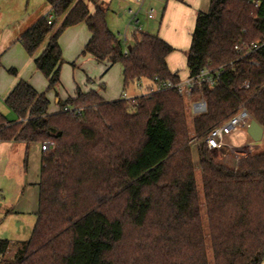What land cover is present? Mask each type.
I'll return each instance as SVG.
<instances>
[{"label":"trees","instance_id":"1","mask_svg":"<svg viewBox=\"0 0 264 264\" xmlns=\"http://www.w3.org/2000/svg\"><path fill=\"white\" fill-rule=\"evenodd\" d=\"M46 1L52 25L39 19L20 42L34 56L48 38L34 60L48 91L61 83L59 38L81 23L92 35L84 54L121 65L124 93L141 82L146 92L180 82L167 65L173 48L139 31L126 45L110 29L104 3L91 9L87 0ZM262 41L264 2L211 0L209 11L198 15L187 56L190 76L205 69L222 74L216 87L194 89L207 109L195 115L192 128L177 90L110 102L97 91L78 90L50 114L46 93L20 81L6 99L19 121L0 114V140L52 148L42 157L36 224L9 264H211L207 235L213 264H262L264 152L231 167L205 145L197 148L207 234L190 144L241 108L264 128V45L247 55L235 49ZM7 249L0 241V254Z\"/></svg>","mask_w":264,"mask_h":264},{"label":"crops","instance_id":"2","mask_svg":"<svg viewBox=\"0 0 264 264\" xmlns=\"http://www.w3.org/2000/svg\"><path fill=\"white\" fill-rule=\"evenodd\" d=\"M90 1L87 0L91 9L99 2L108 6L109 11L115 10L119 18L126 14L129 16V24L135 27L125 34L123 41L126 45L132 41L135 31L156 35L167 42L173 48L167 58L169 70L177 74L181 81L190 77L187 56L196 20L200 13L209 11L211 0H142L140 5L136 0ZM49 14H53V10L46 0H0V114L8 121H19L7 106L6 99L22 80L39 93H46L50 101V114L60 111V101L76 98L78 90L83 93L97 91L109 102L121 99L124 95L122 66L100 63L91 55L84 54L92 38L85 23L68 28L60 36L59 45L63 57L61 83L55 89L47 90L48 80L36 68L34 60L45 50L48 38L34 56H29L20 37L39 19ZM62 20L57 23V28ZM10 70H15L16 74H11ZM92 71L94 73L90 77ZM131 89L130 94L127 92L131 98L142 93L137 86ZM243 134L247 136L246 131L240 132L239 136ZM43 154L39 143L0 140V241L8 242L7 251L0 254V264H9L14 260L19 248L31 237L36 222H32V219L31 222L27 221L29 224L25 226L29 231L23 228V233L19 223L25 222L29 216H33V219L36 217L37 221ZM26 157L28 161L25 166Z\"/></svg>","mask_w":264,"mask_h":264},{"label":"built area","instance_id":"3","mask_svg":"<svg viewBox=\"0 0 264 264\" xmlns=\"http://www.w3.org/2000/svg\"><path fill=\"white\" fill-rule=\"evenodd\" d=\"M249 2L253 3L255 7H259L264 0H248ZM137 4H141L142 0H136ZM134 17V13L130 12ZM150 17H153L150 15ZM47 22L49 25H52L55 17L53 14H49L46 16ZM264 45V41L261 43L253 44L252 46H246L240 48L236 46L235 49L244 55L251 54L257 50H259ZM222 71L217 70H202L197 76L189 77L185 81H181L178 83H174L171 81H167L162 83L161 85L155 87L149 92H146L143 86V83H139L137 85L138 89L142 92L141 95H150L154 93L163 92L166 90H177L179 94L185 98H193L194 96V89L196 87H201L207 85L211 88L216 87L221 78ZM123 98L127 100H132L134 98L129 97L126 93H124ZM192 108L194 109L195 114H201L206 111L207 105L203 98L198 97V100L193 103ZM65 111H70L72 113H80L81 109H74V108H65ZM252 118L248 111L244 108H241L235 116L230 118L229 120L225 121L218 127L214 128L211 132H209L205 137H203L200 141L196 138L191 140V145L195 144L197 147L201 145H205L206 148L211 152H218L222 156H226L230 152H232V146L227 142V138L229 136H233L239 134L240 132L246 131ZM52 148L50 143H46L42 146L43 151H49ZM240 159V157H239ZM238 159V160H239Z\"/></svg>","mask_w":264,"mask_h":264},{"label":"rangeland","instance_id":"4","mask_svg":"<svg viewBox=\"0 0 264 264\" xmlns=\"http://www.w3.org/2000/svg\"><path fill=\"white\" fill-rule=\"evenodd\" d=\"M97 4H99V2H97ZM101 5V4H99ZM208 12V11H207ZM107 23L110 27V29L118 35V37L122 40H124V36L125 34L128 33V31H132L134 29V25L133 24H129V16L126 14L123 18H119L118 14L115 12V10H110L108 11V15H107ZM120 67V66H118ZM90 69H85V71H88ZM94 71H92V73H89V76H93ZM132 91V89L128 90V93L130 94ZM122 95V93L120 94ZM198 97L200 96H195L193 98H185V103H186V107H187V115H188V121H189V125L192 128L193 127V119L195 117V114L193 112L192 106L193 103L195 101L198 100ZM234 136V135H233ZM229 136L227 138V142L229 144H231L232 146V152H230L229 154H227L226 156H222L220 153L215 152V156L216 158L223 162L224 164H227L228 166L233 167L239 157H245V156H250L251 154H255V153H262L264 152V138L261 142L259 143H254L249 137L248 135L246 136L245 134H243V136ZM200 141V140H198ZM192 147V156H193V161H194V165H195V176H196V184H197V189H198V194H199V198H200V202H201V210H202V217H203V223H204V228L205 231H208V223H207V217H206V210L204 207V194H203V187H202V178H201V172H200V168H199V162H200V158H199V154H198V147L193 144L191 145ZM1 214V213H0ZM25 222H20V228H22V233H23V228L25 229V231H29V229L25 226L27 225L28 222H32L34 220V222H36V217L33 216H29V218H25ZM20 220V219H19ZM28 221V222H27ZM29 224V223H28ZM13 231H14V226H12ZM9 230V227H8ZM24 231V232H25ZM32 231V230H31ZM208 234V232H207ZM206 242L208 245V255H209V259L211 264H213V256H212V251H211V247L209 244V237L207 235L206 238ZM264 264V262L262 263Z\"/></svg>","mask_w":264,"mask_h":264},{"label":"water","instance_id":"5","mask_svg":"<svg viewBox=\"0 0 264 264\" xmlns=\"http://www.w3.org/2000/svg\"><path fill=\"white\" fill-rule=\"evenodd\" d=\"M246 133L254 143H259L264 138V128L253 119L251 120Z\"/></svg>","mask_w":264,"mask_h":264}]
</instances>
